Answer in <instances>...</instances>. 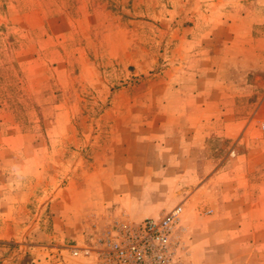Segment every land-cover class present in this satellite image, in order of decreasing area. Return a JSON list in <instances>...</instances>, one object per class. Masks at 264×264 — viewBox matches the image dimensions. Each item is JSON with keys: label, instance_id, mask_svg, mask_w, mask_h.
I'll return each mask as SVG.
<instances>
[{"label": "rangeland", "instance_id": "rangeland-1", "mask_svg": "<svg viewBox=\"0 0 264 264\" xmlns=\"http://www.w3.org/2000/svg\"><path fill=\"white\" fill-rule=\"evenodd\" d=\"M0 193L13 262L181 206L175 264H264V0H0Z\"/></svg>", "mask_w": 264, "mask_h": 264}, {"label": "built area", "instance_id": "built-area-1", "mask_svg": "<svg viewBox=\"0 0 264 264\" xmlns=\"http://www.w3.org/2000/svg\"><path fill=\"white\" fill-rule=\"evenodd\" d=\"M182 207L155 218L112 220L93 245L70 246L73 255L94 256V264H175L174 234Z\"/></svg>", "mask_w": 264, "mask_h": 264}, {"label": "crops", "instance_id": "crops-1", "mask_svg": "<svg viewBox=\"0 0 264 264\" xmlns=\"http://www.w3.org/2000/svg\"><path fill=\"white\" fill-rule=\"evenodd\" d=\"M247 210H249L250 213L255 212V214H257V212L262 210V208L257 207V206H252V207H249ZM14 212H16L15 205L8 204L7 199H4V196L0 197V213L1 214L2 213L11 214ZM12 224L13 223L5 221V219H3V221H0V240L14 239L15 242L17 241L16 240L17 239V233L15 232V227H12ZM241 224H242V227L240 226L239 229L246 228V225L244 226L243 223H241ZM252 224H254L255 231H257L256 227L260 223L255 220V222L254 223L252 222ZM254 239H255V237H254ZM78 243L79 242H77L76 244H78ZM33 249H35V248H33ZM49 249H50V251L45 253L47 258H44L43 255H41L42 253H40L38 250L36 253L35 252L33 253L34 255H33V257L31 256L30 260L25 258L24 255H19V254H21L20 252L19 253L15 252V256L19 255V257L17 259L15 257V260H16L15 262L12 261V257H10V258L6 257V258H0V264H88V261L86 259L72 258L69 255L68 251H66V248H63L60 246H55V247L52 246V247H49ZM54 249H55V251H53Z\"/></svg>", "mask_w": 264, "mask_h": 264}]
</instances>
